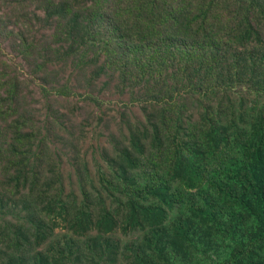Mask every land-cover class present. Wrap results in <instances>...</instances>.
<instances>
[{
    "label": "rangeland",
    "instance_id": "374dc122",
    "mask_svg": "<svg viewBox=\"0 0 264 264\" xmlns=\"http://www.w3.org/2000/svg\"><path fill=\"white\" fill-rule=\"evenodd\" d=\"M261 1L0 0V264H264Z\"/></svg>",
    "mask_w": 264,
    "mask_h": 264
},
{
    "label": "trees",
    "instance_id": "16d2710c",
    "mask_svg": "<svg viewBox=\"0 0 264 264\" xmlns=\"http://www.w3.org/2000/svg\"><path fill=\"white\" fill-rule=\"evenodd\" d=\"M261 2H263V0ZM210 74L211 73L209 72V75ZM254 161L256 165L252 163H248V166H244V169L240 172V175L237 177L242 181V185L244 186V193H238L235 191L234 194H235V199H237L239 202V205L245 208V212L249 214H255L257 217V221L259 222L258 225L252 226L250 228V235L248 236L247 248H246L255 258L258 259V254L256 251L264 249V247L255 250L254 248L250 249L249 246H254L258 243H264V210H261L259 214V212H257L258 209L253 208L246 200V196H244V194L249 195L251 192H255V191L259 192V189H261L262 193L264 194V165L261 160H254ZM259 165H262V167H260ZM214 206H215V202H211L209 204L210 210ZM239 216H240L239 212L233 213L231 215L230 220L227 223H229V225L234 224L236 226V220ZM163 218H165V214H163L161 220H163ZM205 222L209 223V220L206 218ZM149 224L151 226V223ZM176 230L181 232L182 234H185L186 224H184L182 227L177 225ZM205 235H210V234L207 233ZM241 257L248 258V253L247 252L236 253V261L234 262L232 259L228 257L226 264L240 263L242 261ZM259 263L262 264L260 261Z\"/></svg>",
    "mask_w": 264,
    "mask_h": 264
}]
</instances>
